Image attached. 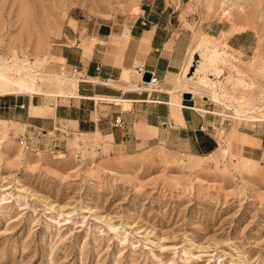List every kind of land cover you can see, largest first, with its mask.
<instances>
[{"label":"rangeland","instance_id":"374dc122","mask_svg":"<svg viewBox=\"0 0 264 264\" xmlns=\"http://www.w3.org/2000/svg\"><path fill=\"white\" fill-rule=\"evenodd\" d=\"M155 3L175 11L191 35L189 46L204 34L226 53L219 81L224 103L211 97L217 94L211 86L194 99L195 109L212 113L209 133L227 155L163 145L126 155L91 135L76 143L78 132L49 135L48 145L24 154L16 137L25 126L0 120V264H264V146L246 147L264 141V0ZM149 5L156 6L153 0H0V57L8 62L0 87L37 85L35 93L3 97L34 98L41 102L30 105L36 115L48 105L42 96L72 93L71 84L28 76L13 57L44 61V74L74 79L80 73L56 53L78 46L77 24H124L128 35L132 8L141 15ZM245 32L250 50L228 43ZM234 109L247 113L235 117Z\"/></svg>","mask_w":264,"mask_h":264},{"label":"crops","instance_id":"0c3cea01","mask_svg":"<svg viewBox=\"0 0 264 264\" xmlns=\"http://www.w3.org/2000/svg\"><path fill=\"white\" fill-rule=\"evenodd\" d=\"M155 2L153 0L156 6L149 5L148 9L141 10V15L127 23L128 35L123 33L124 24H77L76 29H83L78 46L58 50L56 55L60 56L64 66L76 68L80 76L74 77L84 82L77 83L72 93L63 98L53 94L42 96V102L48 105L37 109L36 115L32 114L30 105L36 107L41 102L36 103L34 98L0 97V120L24 125L25 130L20 135L36 146L48 145L49 135L98 132L112 151L126 155L160 145L184 154H212L216 150V141L208 130L214 125L212 113L196 111L195 99L187 101L179 92H166L177 83L191 35L178 24L175 11ZM225 30L221 28L218 32ZM72 32L76 38L77 31ZM246 33L233 35L228 43L250 50L251 42ZM113 34L118 37L117 42H113ZM86 40L95 44L90 47L84 44ZM96 67L100 68L98 72ZM138 67L157 78V91L149 92L143 88L136 72ZM126 69L134 73L126 75ZM88 79L96 83L85 82ZM130 84L142 90L123 91ZM100 98L115 102H103ZM20 106L24 108L20 109ZM178 106L182 108H176ZM116 118L123 123L121 129L114 126ZM165 120H172L174 126H164ZM263 146L264 141L258 140L257 146L246 147L258 151Z\"/></svg>","mask_w":264,"mask_h":264},{"label":"bare ground","instance_id":"6f19581e","mask_svg":"<svg viewBox=\"0 0 264 264\" xmlns=\"http://www.w3.org/2000/svg\"><path fill=\"white\" fill-rule=\"evenodd\" d=\"M132 12L135 13L134 15L137 16L140 10L137 7H133ZM125 36L128 38L127 35ZM216 40H217L216 37H211V36H207L203 34L202 36L200 35L198 40H196L189 46L185 60H184L183 67L181 68L180 73H178L177 75V83L175 86H173L168 91L165 90L167 93L170 94V93L179 92L181 93V95L188 94L189 96H192V98L194 99L196 95H201L200 92H202L203 89H204V92H208V86H211V87H214L215 90L217 91V94L212 95L211 97L219 103H222V104L224 103L220 100L221 99L220 97L223 94V92L220 89V86L222 84L219 81L226 74L225 71L221 69V66H224L225 62L226 63L228 62L227 60L225 61V58H224L226 53L220 52L219 49L217 48L216 43H215ZM13 60L14 62L20 63V68L24 66L23 69L26 70V74L28 76L36 75L41 78H46L50 82L55 81L59 87H63L66 84H71L72 85L71 87H75L77 83L80 82L76 78L74 79L66 78L63 76L64 74L63 75H60L58 73H54L51 75L44 74V66H45L44 61L37 60L34 63H30L27 60H19L16 56L13 57ZM60 62H62V60H60ZM7 65H8V62H6V60L0 57V71L5 70V67ZM85 82L96 83L95 81L91 79H88ZM36 88H37V85L35 84L31 87V89H28V90L21 87L20 89H17L14 92H10L9 90L5 88L0 87V97L7 96V95H26L28 91L35 93ZM143 88H145L148 91H151L150 87L146 85H144ZM140 90L142 89L140 87H137L136 85L128 86V89H123V91H140ZM182 92H186V93H182ZM100 100H102L103 102H109V103L115 102L114 99H110V98L109 99L100 98ZM224 106L227 109L229 108L228 106H226V104H224ZM176 108L181 109L182 106L180 107L178 106ZM200 112L205 113V111H200ZM246 113L247 112L245 111L242 112V111L234 109L232 114L235 117L240 118V117H244ZM11 135L12 137H14L13 133H11ZM90 135L95 136L96 139L100 140L102 145L104 144L100 136V133L98 132H95L93 134L79 133V135L76 136L75 142L82 143L85 140V138ZM100 148L101 147H98L96 150H100ZM215 151L220 152L221 155L223 156L227 155V151L224 150L221 146ZM212 154L208 156H211Z\"/></svg>","mask_w":264,"mask_h":264},{"label":"built area","instance_id":"2783aa9c","mask_svg":"<svg viewBox=\"0 0 264 264\" xmlns=\"http://www.w3.org/2000/svg\"><path fill=\"white\" fill-rule=\"evenodd\" d=\"M77 42H78V40L74 39L72 43L75 45V44H77ZM99 69H100L99 67L95 68V70L97 72L99 71ZM74 72L76 73V71H74ZM136 72L140 76L141 85L142 86L146 85V86L150 87L151 91H149V92H155L158 90V80H157V78L154 77V75L151 72H147L146 70H144L143 67L136 68ZM145 73H149L151 75V78L148 82L143 81V76ZM80 79H83V78H80ZM79 83H83V82H79ZM191 99H193V98H191ZM23 108H24V106H20V109H23ZM163 125L166 127H170V128L174 126L172 120H165L163 122ZM114 126L116 128H119V129H121L123 127V123L121 122L120 118H116ZM200 130L203 131L202 128H200ZM16 141H17L19 148L23 152H27V153L28 152H36L39 150V146L33 145L27 138H25L23 136L18 135L16 137Z\"/></svg>","mask_w":264,"mask_h":264},{"label":"water","instance_id":"95a60500","mask_svg":"<svg viewBox=\"0 0 264 264\" xmlns=\"http://www.w3.org/2000/svg\"><path fill=\"white\" fill-rule=\"evenodd\" d=\"M151 78V75L149 73H145L143 76V81L148 82ZM183 100H189L190 96L188 94H183L182 95Z\"/></svg>","mask_w":264,"mask_h":264}]
</instances>
